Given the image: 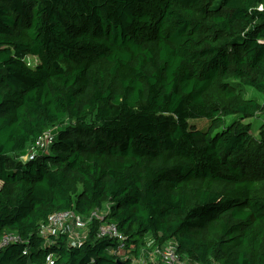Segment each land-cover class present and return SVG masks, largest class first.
Listing matches in <instances>:
<instances>
[{"label":"trees","instance_id":"1","mask_svg":"<svg viewBox=\"0 0 264 264\" xmlns=\"http://www.w3.org/2000/svg\"><path fill=\"white\" fill-rule=\"evenodd\" d=\"M260 6L0 0V240H23L0 264H132L172 241L192 264H264V124L256 139L244 122L264 103L237 86L264 96ZM106 205L127 258L103 220L80 246L40 235L54 213Z\"/></svg>","mask_w":264,"mask_h":264},{"label":"built area","instance_id":"2","mask_svg":"<svg viewBox=\"0 0 264 264\" xmlns=\"http://www.w3.org/2000/svg\"><path fill=\"white\" fill-rule=\"evenodd\" d=\"M264 6H260L259 10L262 11ZM54 142V136L50 132L43 135L36 142L31 154L22 158L24 162L35 158L40 150H48ZM1 186V183H0ZM110 206L106 205L102 209L95 210L89 217L85 218L78 215L75 211L58 212L52 214L47 222L42 225L40 235L53 242V238L61 235H67L71 240L73 246H80L86 239L87 228L93 220H103L104 224L98 231V238H109L118 240L119 248L115 252L118 256L127 258L128 251L126 250L125 239L119 233L118 227L115 223L109 220ZM23 240L18 235L6 234L0 240V249L5 248L11 244H20ZM154 242L150 240L148 247L151 249ZM27 254V251L24 252ZM192 264L185 261L177 252L176 242H169L165 246L155 247L151 252L145 251L144 257L134 259L132 264Z\"/></svg>","mask_w":264,"mask_h":264},{"label":"rangeland","instance_id":"3","mask_svg":"<svg viewBox=\"0 0 264 264\" xmlns=\"http://www.w3.org/2000/svg\"><path fill=\"white\" fill-rule=\"evenodd\" d=\"M28 62L32 63V62H36L34 58H29ZM32 63V64H34ZM238 86V90L243 94V96L247 99H255L256 101H258L260 104L264 103V96L261 95L260 93L256 92L255 90L243 86V85H237ZM241 117L240 116H230L228 118H226V122H225V127H228L230 124H232L234 121L236 120H240ZM192 123L196 124V126H198L199 128H201L200 130H206L209 126V121L207 120H191ZM246 124H251L253 127L252 130V134L254 136V138L259 139V132L261 127L264 124V113L259 114L258 116H256L253 119L250 120H245L244 121ZM219 129L217 132H220L222 130H224V128ZM151 240V239H149Z\"/></svg>","mask_w":264,"mask_h":264}]
</instances>
